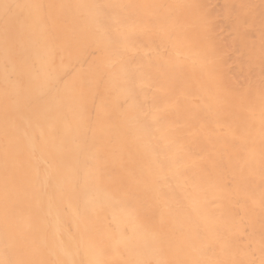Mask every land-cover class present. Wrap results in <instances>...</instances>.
<instances>
[{
  "label": "bare ground",
  "instance_id": "bare-ground-1",
  "mask_svg": "<svg viewBox=\"0 0 264 264\" xmlns=\"http://www.w3.org/2000/svg\"><path fill=\"white\" fill-rule=\"evenodd\" d=\"M0 264H264V0H0Z\"/></svg>",
  "mask_w": 264,
  "mask_h": 264
}]
</instances>
